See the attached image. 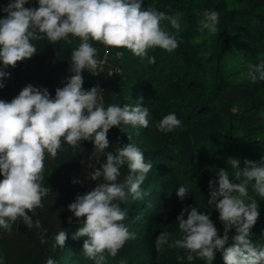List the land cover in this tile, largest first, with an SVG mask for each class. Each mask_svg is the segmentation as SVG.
<instances>
[{"label": "trees", "instance_id": "1", "mask_svg": "<svg viewBox=\"0 0 264 264\" xmlns=\"http://www.w3.org/2000/svg\"><path fill=\"white\" fill-rule=\"evenodd\" d=\"M7 3L0 0V6ZM37 6L36 0H28L25 5ZM147 7H156L178 19L180 29L173 28L169 20L161 21V27L176 34L179 46L172 52L159 47L149 49L154 63H148L147 58L141 61L123 47L108 51L112 64L106 73L114 66L121 71L114 73V85L104 83L105 107L139 103L149 108L152 123L138 129L113 126L107 134L110 143L106 151L127 143L130 134L153 166L141 185L144 198L132 201L129 197L119 202L128 213L123 222L136 238L126 241L114 257L106 252L105 264H205L200 258L191 262L177 259L185 256L183 249L165 245L157 251L155 239L164 230L171 233L170 239L178 238L176 217L189 205L209 213L222 235L219 213L207 203L209 179L215 180L221 168L233 172L227 163L230 157L239 160L240 168L245 160L264 157V81L253 82L246 75L249 62L264 59V0H143L142 8ZM206 9L219 13L215 35L200 30ZM0 15L5 13L0 11ZM69 37L70 42L33 41L37 52L5 69L10 75L4 78L0 99L10 101L27 84L46 87L54 96L55 89L63 87L73 74L69 71L70 54L79 38ZM92 43L98 49L97 57L103 56L105 46ZM81 74L83 88L97 86L88 70ZM169 112L176 113L182 126L169 133L158 131L153 126L155 121ZM104 158L103 153L94 152L89 140H82L80 148L62 143L55 158L45 154L41 183L49 192L42 198L43 207L29 214L47 231L28 229L22 220L12 225L11 232L0 230V258L4 264H45L48 257L57 264H94L82 252L85 237L73 239L80 224L68 204L100 182L91 179L88 187L73 183L74 170L86 159L91 172L90 165L98 168ZM120 171L118 181L122 182L128 169L124 166ZM229 179L234 177L230 175ZM180 185L189 189L184 200L176 195ZM250 194L258 201L260 213L251 228V240L264 245V199L251 189ZM61 230L67 235L65 245L53 249V237ZM234 231L230 229L229 235ZM42 235L45 243L41 242ZM212 264H225L221 252H216Z\"/></svg>", "mask_w": 264, "mask_h": 264}, {"label": "clouds", "instance_id": "2", "mask_svg": "<svg viewBox=\"0 0 264 264\" xmlns=\"http://www.w3.org/2000/svg\"><path fill=\"white\" fill-rule=\"evenodd\" d=\"M36 2L37 7H25L28 0H8L0 6V11L5 13L0 15V88L5 86L4 78L10 75L5 69L37 52L33 41L46 39L51 43L71 35L79 38V44L70 54L69 71L73 74L67 77L63 87L55 89L54 96L46 87L27 84L10 101L0 99V175L3 177L0 179V230L11 232L12 225L22 220L28 229L47 231L29 214L43 207L42 198L49 192L41 183L45 154L55 158L62 143L80 148L82 140H89L94 152L105 157L100 167L90 165L93 170L88 174L100 182L92 190L77 194L68 209L80 224L72 234L73 239L85 237L83 254L94 264H105L106 252L114 257L126 241L136 238V233L123 222L128 213L119 202L129 197L132 201L144 198L141 185L153 166L130 134L127 143L106 151L110 143L107 134L113 126L121 130L128 125L148 128L152 117L149 108L139 103L105 107L103 89L83 88L81 73L85 69L93 74L102 71L97 70L102 61L97 60L98 49L92 41L104 45L106 55L113 47H123L141 61L147 58L148 63H154L155 57L149 56V49L159 47L172 52L179 46L176 34L164 30L161 21L169 20L175 29H180V23L156 7L143 9V0ZM203 16L200 30L206 29L215 35L219 13L206 9ZM246 75L253 82L264 81V59L249 62ZM153 126L169 133L181 127L182 121L175 112H169ZM227 163L232 173L221 168L217 178L208 181L207 203L219 213L223 234H218L209 213L189 205L176 217L179 237L170 239L169 231L160 232L155 239L157 251L165 245L183 249L185 256L177 259L186 258L191 262L200 258L205 264H212L219 251L225 264H264V245L251 240V228L260 213L258 201L250 194L251 189L264 199V157L259 161L245 160L243 168L238 167L237 158L230 157ZM124 166L128 172L120 182L118 177ZM230 175L234 180L230 181ZM188 192L187 187L180 185L176 195L184 200ZM233 228L235 231L229 235ZM66 239L65 230L57 232L52 248L64 247ZM41 242H46L43 235ZM0 264H4L2 258ZM45 264L57 262L48 257Z\"/></svg>", "mask_w": 264, "mask_h": 264}, {"label": "rangeland", "instance_id": "3", "mask_svg": "<svg viewBox=\"0 0 264 264\" xmlns=\"http://www.w3.org/2000/svg\"><path fill=\"white\" fill-rule=\"evenodd\" d=\"M67 42H70L72 39L68 36ZM102 84L107 83V84H113L114 85V74L107 72L102 79ZM104 85V84H103ZM90 170L88 168V164L86 159L82 161V164L73 172V179L79 181L83 187H88L91 183V178L89 177ZM177 225V221H176Z\"/></svg>", "mask_w": 264, "mask_h": 264}, {"label": "built area", "instance_id": "4", "mask_svg": "<svg viewBox=\"0 0 264 264\" xmlns=\"http://www.w3.org/2000/svg\"><path fill=\"white\" fill-rule=\"evenodd\" d=\"M97 60L102 61V63H99V66L97 69V70H102V71H99L96 74H93L89 70L88 71H89L91 77L95 80L97 86L104 89V85H103L104 83L102 84L101 81L103 79V76L106 74L108 66H111V64H112V57L108 52L107 55L104 53L103 56L97 57ZM117 70H118V72H117ZM120 71H121V69L118 66L110 67L108 70V72L111 74L112 73L114 74L115 72L120 73Z\"/></svg>", "mask_w": 264, "mask_h": 264}, {"label": "crops", "instance_id": "5", "mask_svg": "<svg viewBox=\"0 0 264 264\" xmlns=\"http://www.w3.org/2000/svg\"><path fill=\"white\" fill-rule=\"evenodd\" d=\"M64 40H66V41H67V38H65Z\"/></svg>", "mask_w": 264, "mask_h": 264}]
</instances>
